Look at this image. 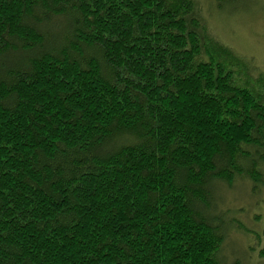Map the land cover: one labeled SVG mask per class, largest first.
I'll return each mask as SVG.
<instances>
[{"label":"trees","instance_id":"obj_1","mask_svg":"<svg viewBox=\"0 0 264 264\" xmlns=\"http://www.w3.org/2000/svg\"><path fill=\"white\" fill-rule=\"evenodd\" d=\"M204 1L0 0V264H224L264 72Z\"/></svg>","mask_w":264,"mask_h":264},{"label":"rangeland","instance_id":"obj_2","mask_svg":"<svg viewBox=\"0 0 264 264\" xmlns=\"http://www.w3.org/2000/svg\"><path fill=\"white\" fill-rule=\"evenodd\" d=\"M216 4L214 0L203 3L208 24L216 36L221 43L251 60L257 69L264 72V0H224L220 8ZM250 185L249 181L241 180H236L231 188L222 182L217 184L216 196L221 199L218 208L233 204L239 209L237 214L241 221L240 226L230 230L220 247L219 255L224 264L234 257H239V264H264V254L260 249L264 247V237H261L264 203L256 206L257 193L251 191ZM261 196H264V186L261 187ZM259 236L258 241L256 238Z\"/></svg>","mask_w":264,"mask_h":264}]
</instances>
